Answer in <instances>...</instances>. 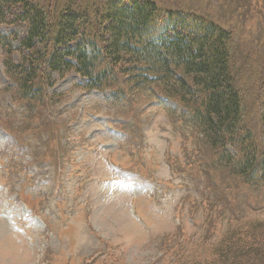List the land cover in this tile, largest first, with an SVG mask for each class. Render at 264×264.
Wrapping results in <instances>:
<instances>
[{"label": "rangeland", "instance_id": "obj_1", "mask_svg": "<svg viewBox=\"0 0 264 264\" xmlns=\"http://www.w3.org/2000/svg\"><path fill=\"white\" fill-rule=\"evenodd\" d=\"M155 1L233 33L242 123L260 139L264 0ZM2 56L0 264H204L232 229L264 219V181L223 157L239 159L238 144L207 143L176 102L120 82L106 98L68 74L27 104Z\"/></svg>", "mask_w": 264, "mask_h": 264}, {"label": "trees", "instance_id": "obj_2", "mask_svg": "<svg viewBox=\"0 0 264 264\" xmlns=\"http://www.w3.org/2000/svg\"><path fill=\"white\" fill-rule=\"evenodd\" d=\"M0 27L15 29L0 32V56L10 88L27 104L68 74L115 100L123 93L117 82L129 92L149 89L190 113L207 143L238 144L239 159L223 157L244 180L264 181V89L253 139L242 123L233 33L212 18L155 0H0ZM217 252L204 264H264V219L232 229Z\"/></svg>", "mask_w": 264, "mask_h": 264}]
</instances>
